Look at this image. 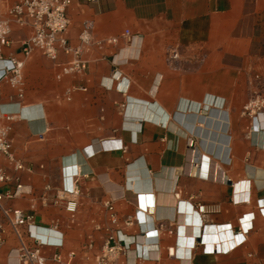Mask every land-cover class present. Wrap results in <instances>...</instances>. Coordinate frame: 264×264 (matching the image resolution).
<instances>
[{
    "label": "crops",
    "instance_id": "1",
    "mask_svg": "<svg viewBox=\"0 0 264 264\" xmlns=\"http://www.w3.org/2000/svg\"><path fill=\"white\" fill-rule=\"evenodd\" d=\"M67 13L73 48L91 23L92 42L79 52L84 71L61 73L73 51L24 57L29 30L15 23L2 53L24 60L22 96L0 80V111L15 116L10 138L25 168L1 154L0 167L27 189L3 204L27 209L35 198V222L58 223L63 244L43 247L45 264H65L70 250L80 261L82 247L92 243L91 255L112 229L131 241L138 226L125 219L139 202L153 206L142 221L159 229L158 258L137 259L131 245L117 264H264V113L242 112L249 97H264V0H71ZM74 184L70 215L61 197ZM245 213L251 228L239 241ZM0 225V264H23L1 210Z\"/></svg>",
    "mask_w": 264,
    "mask_h": 264
},
{
    "label": "built area",
    "instance_id": "2",
    "mask_svg": "<svg viewBox=\"0 0 264 264\" xmlns=\"http://www.w3.org/2000/svg\"><path fill=\"white\" fill-rule=\"evenodd\" d=\"M6 1L9 2L6 14L0 17V59L3 60V65L0 67V80H6L16 90L18 96H22V67L24 60L13 56L2 58L3 49L11 46L13 42L11 38L12 23L29 30V34L20 41V48L24 57L29 56L34 49L39 50L43 55L51 59H54L59 51L65 53L73 51L75 54L74 58L61 66V73L69 74L85 70L86 64L79 56V52L83 45L92 42L91 23L88 22L83 25L78 36V46L75 48L71 47L66 37V30L69 26L67 9L71 4V0ZM125 35H129L128 31L125 32ZM111 41H115V38H112ZM113 77L118 79L120 75L114 73ZM242 112L252 118L259 117L264 112V97L261 94L249 97L243 105ZM4 119L7 121H4ZM14 119V115L0 111V154L12 164L14 170H22L25 165L16 158L10 138L11 123ZM38 136L41 137L42 133H39ZM76 181L77 178L75 177L74 182L76 183ZM10 182L15 183V188L12 192L0 190V210L6 225L16 239V246L12 248L11 253H14L23 264H45L47 257L43 247H61L63 244V232L59 229L57 222L50 225H42L35 222L34 213L38 208L35 198L29 203L27 209L5 206L3 204L4 198L22 195L27 191L17 175L11 174L5 168L0 167V188ZM44 188L48 190L50 186L46 184ZM67 193L69 197L63 194L61 199L64 201L65 209L72 215L77 207L78 186L74 184ZM58 199L60 200L59 197ZM39 201L45 205L49 202V199L45 193H42ZM105 206L110 222L116 223L117 217L112 201L107 200ZM196 211L203 219L208 213V209L203 204H198ZM152 214V205L139 202L133 215L125 219L127 224L135 222L138 226V233L134 235L131 241L126 242L124 240L120 229H112L94 253L88 254L92 243L84 245L81 249V252H83L82 258L80 261H76L75 250H70L67 253L65 264H117L119 257L126 255L131 245L137 259L150 260L158 258L152 253H155L158 249L159 229L150 222L146 224L142 221L144 217L150 219ZM252 218V213H245L239 217V230L234 234V236L240 238L239 241L251 228ZM0 231H3L2 225H0ZM2 242L3 238L0 235V248ZM168 252L173 255V248H170ZM50 258L56 263L62 261L60 253H53Z\"/></svg>",
    "mask_w": 264,
    "mask_h": 264
},
{
    "label": "rangeland",
    "instance_id": "3",
    "mask_svg": "<svg viewBox=\"0 0 264 264\" xmlns=\"http://www.w3.org/2000/svg\"><path fill=\"white\" fill-rule=\"evenodd\" d=\"M8 5H9L8 1L0 0V17L4 16L6 14V10H7Z\"/></svg>",
    "mask_w": 264,
    "mask_h": 264
},
{
    "label": "bare ground",
    "instance_id": "4",
    "mask_svg": "<svg viewBox=\"0 0 264 264\" xmlns=\"http://www.w3.org/2000/svg\"><path fill=\"white\" fill-rule=\"evenodd\" d=\"M134 38H136V37H134ZM133 38V39H134ZM138 40H140V39H138ZM135 41V40H134ZM138 43V42H137ZM134 44V43H133ZM132 48V47H131ZM127 50V49H126ZM131 50V49H130ZM132 51V50H131ZM138 51V50H137ZM137 53V52H136ZM126 54V53H125ZM129 56H130V53L128 54ZM134 55H136V54H134ZM119 56V55H118ZM136 57V56H135ZM126 58V57H125ZM124 58V59H125ZM122 60V59H121ZM124 62V61H123ZM264 113V112H263ZM205 160V159H204ZM217 178V177H216ZM180 231V230H179ZM181 232V231H180ZM188 237V236H187ZM193 238V237H192ZM186 239H188V238H186V236L183 238V236H181V234H180V236H179V244H185L186 243ZM231 241V240H230ZM217 242V241H216ZM231 244V243H230ZM222 245V244H221ZM182 247V246H181ZM188 247V246H187ZM229 247H231L230 245H229ZM157 253V252H156ZM155 255V254H154ZM156 256V255H155ZM184 256V255H183Z\"/></svg>",
    "mask_w": 264,
    "mask_h": 264
}]
</instances>
